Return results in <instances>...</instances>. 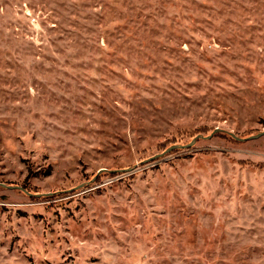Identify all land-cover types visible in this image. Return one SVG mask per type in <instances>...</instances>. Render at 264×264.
I'll list each match as a JSON object with an SVG mask.
<instances>
[{
	"label": "rangeland",
	"instance_id": "rangeland-1",
	"mask_svg": "<svg viewBox=\"0 0 264 264\" xmlns=\"http://www.w3.org/2000/svg\"><path fill=\"white\" fill-rule=\"evenodd\" d=\"M229 132H264V0H0V184L42 195L0 187V264H264Z\"/></svg>",
	"mask_w": 264,
	"mask_h": 264
},
{
	"label": "water",
	"instance_id": "water-1",
	"mask_svg": "<svg viewBox=\"0 0 264 264\" xmlns=\"http://www.w3.org/2000/svg\"><path fill=\"white\" fill-rule=\"evenodd\" d=\"M222 130L220 129H215V131L212 133V135L208 136V137H204L202 135L197 136L196 138H194L190 143L186 144V145H174L172 147H170L168 150H166L164 153L162 154H158L156 156H154L153 158L149 159L148 161H145V163H149V162H153L156 161L158 159L163 158L164 156H166L167 154L176 151V150H188L192 147H194L196 145V143L201 140V139H212L216 134L220 133ZM234 140L238 141V142H248L251 140H257V139H261L264 137V132H261L257 135L248 137V138H241L238 137L237 135H235L234 133L229 132L228 133ZM133 171V169H126V170H121V171H107V170H101L98 175L93 179V181H95L99 175H101L104 172H110V173H117V172H131ZM0 187L4 188V189H8V190H20L23 191L26 195L30 196V197H41L42 195H33L30 192H28L27 190H25L24 188L20 187V186H8L6 184H0Z\"/></svg>",
	"mask_w": 264,
	"mask_h": 264
},
{
	"label": "trees",
	"instance_id": "trees-1",
	"mask_svg": "<svg viewBox=\"0 0 264 264\" xmlns=\"http://www.w3.org/2000/svg\"><path fill=\"white\" fill-rule=\"evenodd\" d=\"M230 136V135H229ZM27 190V189H26ZM28 192H30L31 193V191L30 190H27ZM34 197V196H33Z\"/></svg>",
	"mask_w": 264,
	"mask_h": 264
}]
</instances>
